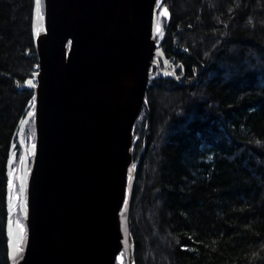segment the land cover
Instances as JSON below:
<instances>
[{"label": "trees", "instance_id": "obj_1", "mask_svg": "<svg viewBox=\"0 0 264 264\" xmlns=\"http://www.w3.org/2000/svg\"><path fill=\"white\" fill-rule=\"evenodd\" d=\"M34 4L0 0V264L15 133L34 109ZM156 13L179 82L154 68L133 126V264H264V0H157ZM20 137L34 141L33 120Z\"/></svg>", "mask_w": 264, "mask_h": 264}, {"label": "water", "instance_id": "obj_2", "mask_svg": "<svg viewBox=\"0 0 264 264\" xmlns=\"http://www.w3.org/2000/svg\"><path fill=\"white\" fill-rule=\"evenodd\" d=\"M156 2L35 0L34 109L15 133L33 120L18 180L26 232L8 195L9 264H116L121 253L133 264V126L154 68L179 82L156 43Z\"/></svg>", "mask_w": 264, "mask_h": 264}, {"label": "rangeland", "instance_id": "obj_3", "mask_svg": "<svg viewBox=\"0 0 264 264\" xmlns=\"http://www.w3.org/2000/svg\"><path fill=\"white\" fill-rule=\"evenodd\" d=\"M41 10H42V5H41ZM21 140V144L23 145V147H24V149H26L27 150V148L30 146V145H32L33 143H34V141L33 142H28V143H26V144H24V142H23V140L22 139H20ZM35 140V139H34ZM22 159H23V153H22V156H21V159H20V163H18L17 165V167H19V169H20V171H21V167H22ZM18 169H14L13 170V173H12V177H11V188L14 190V188H13V184H14V181H15V179L16 180H19V178H18V175H15V173H16V171H17ZM13 178V179H12ZM10 188V189H11ZM13 190H12V193H11V195H10V198L12 197V198H17V203H16V205L18 204V207H19V191H17L16 190V192L14 191V193H13ZM15 205V204H14ZM13 210H16L15 208L13 209ZM14 212H16V211H14ZM14 221H16V222H18V224L21 226V228H22V232H23V234L25 233V231H24V225L22 224V222L20 221V219L17 217V216H13L12 217V219H11V222H14ZM26 228V227H25ZM122 260H123V257L121 256V254L118 256V260H117V263L116 264H121V262H122Z\"/></svg>", "mask_w": 264, "mask_h": 264}, {"label": "flooded vegetation", "instance_id": "obj_4", "mask_svg": "<svg viewBox=\"0 0 264 264\" xmlns=\"http://www.w3.org/2000/svg\"><path fill=\"white\" fill-rule=\"evenodd\" d=\"M171 64H172V66L174 67V68H176V70H175V73H176V78L178 79V71H177V66H175V64H173L172 62H171ZM156 69H158V71H159V74H160V71H161V69H162V67L160 66V67H157ZM181 72H182V70H181ZM161 78V77H160ZM172 79H174L175 81H176V79L175 78H173V77H171ZM162 79V78H161ZM177 82V81H176Z\"/></svg>", "mask_w": 264, "mask_h": 264}, {"label": "snow or ice", "instance_id": "obj_5", "mask_svg": "<svg viewBox=\"0 0 264 264\" xmlns=\"http://www.w3.org/2000/svg\"><path fill=\"white\" fill-rule=\"evenodd\" d=\"M157 30H159V29L157 28ZM29 115H31V114H29Z\"/></svg>", "mask_w": 264, "mask_h": 264}, {"label": "bare ground", "instance_id": "obj_6", "mask_svg": "<svg viewBox=\"0 0 264 264\" xmlns=\"http://www.w3.org/2000/svg\"><path fill=\"white\" fill-rule=\"evenodd\" d=\"M33 142V141H32Z\"/></svg>", "mask_w": 264, "mask_h": 264}]
</instances>
